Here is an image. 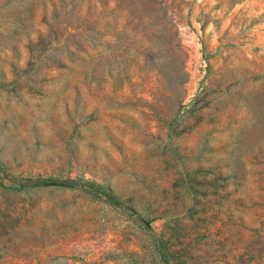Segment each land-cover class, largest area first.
Listing matches in <instances>:
<instances>
[{
  "label": "rangeland",
  "instance_id": "374dc122",
  "mask_svg": "<svg viewBox=\"0 0 264 264\" xmlns=\"http://www.w3.org/2000/svg\"><path fill=\"white\" fill-rule=\"evenodd\" d=\"M0 264H264V0H0Z\"/></svg>",
  "mask_w": 264,
  "mask_h": 264
}]
</instances>
